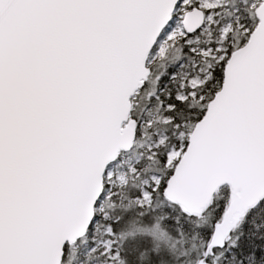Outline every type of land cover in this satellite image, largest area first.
<instances>
[{
	"label": "snow or ice",
	"instance_id": "obj_1",
	"mask_svg": "<svg viewBox=\"0 0 264 264\" xmlns=\"http://www.w3.org/2000/svg\"><path fill=\"white\" fill-rule=\"evenodd\" d=\"M0 264H264V0H0Z\"/></svg>",
	"mask_w": 264,
	"mask_h": 264
}]
</instances>
